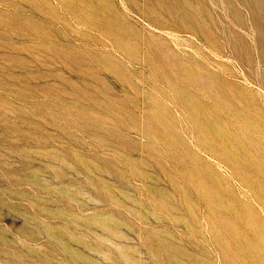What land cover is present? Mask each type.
<instances>
[{
    "label": "rangeland",
    "instance_id": "obj_1",
    "mask_svg": "<svg viewBox=\"0 0 264 264\" xmlns=\"http://www.w3.org/2000/svg\"><path fill=\"white\" fill-rule=\"evenodd\" d=\"M0 264H264V0H0Z\"/></svg>",
    "mask_w": 264,
    "mask_h": 264
}]
</instances>
